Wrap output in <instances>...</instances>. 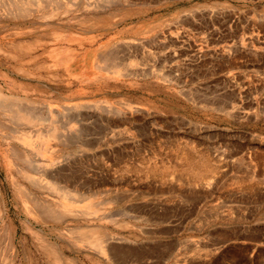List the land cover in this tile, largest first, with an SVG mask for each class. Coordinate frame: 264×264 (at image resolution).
Returning <instances> with one entry per match:
<instances>
[{
	"label": "rangeland",
	"instance_id": "374dc122",
	"mask_svg": "<svg viewBox=\"0 0 264 264\" xmlns=\"http://www.w3.org/2000/svg\"><path fill=\"white\" fill-rule=\"evenodd\" d=\"M8 1L0 264H264V0Z\"/></svg>",
	"mask_w": 264,
	"mask_h": 264
},
{
	"label": "bare ground",
	"instance_id": "6f19581e",
	"mask_svg": "<svg viewBox=\"0 0 264 264\" xmlns=\"http://www.w3.org/2000/svg\"><path fill=\"white\" fill-rule=\"evenodd\" d=\"M3 1H5V3H6V0H3ZM91 2V1H90ZM5 3H3V4H5ZM57 3V2H56ZM74 3H76V2H74ZM29 3L28 2H26V1H21V0H16V1H12V0H9L8 2H7V6H6V10H7V14H13V15H15L14 13H16V14H22L23 13V15L25 14L24 12H27V10H28V8L26 7L27 5H28ZM36 4V3H35ZM47 4V3H46ZM46 4L44 5V4H41L39 7H41L40 9H42V8H46ZM57 4H59V3H57ZM92 4V3H91ZM1 5V4H0ZM30 5V4H29ZM49 5V4H48ZM55 5V4H54ZM34 5H32V7H33ZM52 7H54V6H52ZM31 8V7H30ZM35 8V7H34ZM53 10H55V9H53ZM52 10V11H53ZM57 10H58V8H57ZM40 11V10H39ZM46 13V12H45ZM48 13V12H47ZM5 15V14H4ZM3 95V94H2ZM5 99V98H4ZM11 104H12V102H10ZM14 104H16L15 102H13ZM1 104V103H0ZM11 104H10V106H11ZM7 106H9V104L7 105ZM9 106V107H10ZM17 107H19V105L17 106ZM10 108H12V107H10ZM20 109V108H19ZM25 110V112L27 113H25L26 114V116L25 115H23V114H20L18 111H16V110H14V111H12L11 112V118H13L14 120H16V121H20V122H26V121H33V120H38L39 119V116L38 115H36L33 111L31 112L29 109H24L23 108V111ZM22 111V110H21ZM34 113V114H33ZM28 177H30V180H31V182H33L34 184L35 183H38V181H40L38 178H35V177H33V176H31V175H27ZM50 175H44V177H45V179L46 178H48ZM50 178V177H49ZM32 184V183H31ZM37 185V184H36ZM60 187V189L61 190H63V191H65L66 192V194L67 195H69V198L70 197H72V192H74L75 191V189L72 187V185L71 186H59ZM58 188V187H57ZM16 191V190H15ZM22 192H24L23 190H22ZM23 194V196H27L28 194H26V192H24V193H22ZM20 196V193H16V195L15 196ZM17 196V197H18ZM32 197V196H31ZM37 197V196H36ZM27 198V197H26ZM68 198V199H69ZM73 198V197H72ZM72 198H70V199H72ZM15 199H17V198H15ZM30 198H28V200H29ZM74 199V198H73ZM31 201V200H30ZM33 201V200H32ZM36 201V200H35ZM34 202V201H33ZM42 207V206H41ZM40 210V209H39ZM44 215V214H43ZM44 218V217H43ZM59 222V221H58ZM45 223V222H44ZM65 261V260H64ZM116 262V261H115Z\"/></svg>",
	"mask_w": 264,
	"mask_h": 264
}]
</instances>
